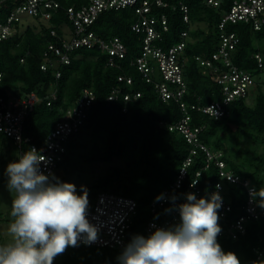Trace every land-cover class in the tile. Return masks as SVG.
<instances>
[{"label": "trees", "instance_id": "obj_1", "mask_svg": "<svg viewBox=\"0 0 264 264\" xmlns=\"http://www.w3.org/2000/svg\"><path fill=\"white\" fill-rule=\"evenodd\" d=\"M60 1L62 8L49 23L39 20V31L28 25L18 37L0 42V94L5 95L8 89L36 91L43 98L27 117L23 132L25 138L42 144L63 112L77 103L82 91L85 88L95 91L96 100L88 118L67 145L59 169L66 178L78 170L103 169L104 173L84 188L93 191L89 198L97 197L100 192H112L138 200V215L128 244L136 235L147 237L151 234L146 228L147 221H164L170 217L167 206L159 213L152 214L150 203L175 181L190 153L192 146L187 139L179 131L168 130V125L178 122L183 112L175 101L160 100L154 85L143 79L137 66L131 65L132 60L143 54L144 40L143 35L132 31V24L138 18L133 9L104 11L92 26L100 37H119L124 42L126 52L120 61V68L108 66L107 54L96 47L76 50L70 64L58 67L60 78L56 77L54 71L41 70L43 51L48 42L54 39L51 29L61 34L62 27L70 23L64 9L75 2L79 5L87 2ZM167 1L171 4L184 1L190 7V25L182 22L179 12L166 10L171 29L165 34L164 44L168 47L178 42L180 32L189 29L183 68L188 92L184 99L191 105L192 124L204 126L199 139L213 151L222 150L227 169L238 175L242 182L253 183L258 192L264 188V149L257 151L258 146L264 145V83L258 85L259 93L254 105H249L247 97L240 98L227 105L229 115L219 119L192 106H205L223 99L221 87L209 74L202 73L197 56H210L219 46L222 12L229 8L232 0H224L220 10L207 7L203 0ZM226 29L240 37L239 45L232 51L234 63L256 77L264 73V66L257 67L253 57L258 51L264 54V27L254 31L247 24L230 23ZM120 75L131 76L133 84L120 82ZM118 85L125 93L134 95L140 92L141 96L131 102L124 100V94L115 100H108L113 88ZM52 89L57 94L55 100L46 98ZM3 137L13 142V139L0 133V139ZM243 141L245 147L240 146ZM204 156L198 157L190 167L188 179H193L196 172L202 171L200 187L207 195L219 181V173L215 164L206 169ZM244 189L243 185L226 184L225 195L233 206L229 220L243 212L242 205L247 199ZM256 197L261 202V198ZM219 225L221 229H226V221L220 218ZM217 241L225 252L235 253L240 264H264V261L257 259L254 251L256 247L264 246V217L250 221L244 234L237 233L233 237L226 231L217 237ZM123 249L92 247L90 251L104 264H118L117 257Z\"/></svg>", "mask_w": 264, "mask_h": 264}, {"label": "built area", "instance_id": "obj_2", "mask_svg": "<svg viewBox=\"0 0 264 264\" xmlns=\"http://www.w3.org/2000/svg\"><path fill=\"white\" fill-rule=\"evenodd\" d=\"M203 3L207 7L220 10L224 0H203ZM228 7L222 12L219 23V46L210 56H197L202 73L209 74L221 87L223 99L205 106H192L215 119L229 115L227 105L248 97L250 89L256 84L254 74L234 63L232 51L239 45L240 37L236 32H229L226 26L230 23H244L251 26L254 31L262 30L264 27V0H232ZM61 8L60 0H0V42L21 35L23 31L20 24L24 16L49 23ZM123 8L135 11L138 18L132 24V31L144 37L143 54L132 60L131 65L137 66L143 79L154 85L160 100H173L180 106L183 117L178 122L168 125V130L179 131L192 146L175 181L163 189L159 200L157 197L150 203L152 214L159 213V210L167 206L171 212L170 217L164 221L153 219L147 221L148 232L152 233L156 228H170L178 224L180 217L176 205L185 202L187 193H195L199 199L209 198L213 192L218 191L223 198L219 218L227 224L226 229L222 228L219 235L226 231L233 237H236L237 233L244 234L250 221L264 217V207L255 196L256 187L251 182H242L238 175L229 171L223 160V151H213L211 147L200 141L199 136L204 126L192 124L191 105L184 99L188 92V82L183 69L189 29L180 32L178 42L168 47L164 44L165 34L171 29L167 9L179 12L182 22L190 25V7L184 1L171 4L167 0H87L80 5L75 2L64 9L70 23L62 27V33L59 34L56 29H51L54 39L48 42L43 51L41 70L54 71L56 77L60 78L61 72L58 71V67L70 64L72 54L76 50L96 47L107 54L108 66L120 68V61L126 52L124 42L119 37L104 39L95 33L92 26L102 12ZM253 57L257 61V67L263 68V52L258 51ZM21 61L23 62L24 59ZM119 81L128 85L133 84V78L129 75H120ZM53 89L48 92L47 99H57ZM122 94L126 102L141 96L140 92L134 95L130 92L125 93L122 86L118 85L113 88L108 100H115ZM42 100L43 98L36 91L22 92L8 89L5 95L0 94V133L13 139L19 156L35 148L41 155L47 157L46 163L40 166L41 170L54 177L59 170L60 162L64 160L67 145L87 120L96 100V93L91 88H85L77 103L63 112L44 142L36 144L25 138L23 132L27 117ZM202 154H205L203 160L206 162V169L215 164L219 173V181L207 195L200 187L199 177L202 171L196 172L193 179H188L190 167ZM227 182L243 185L247 192L246 202L242 205L243 212L239 217L230 220L233 206L225 195ZM193 183L195 187L191 186ZM138 210L139 202L133 197L112 192L98 193L88 206V220L98 228L97 239L90 244H85L81 240L78 244L96 248L123 249L128 242ZM254 251L257 259L264 261V246L256 247Z\"/></svg>", "mask_w": 264, "mask_h": 264}, {"label": "clouds", "instance_id": "obj_3", "mask_svg": "<svg viewBox=\"0 0 264 264\" xmlns=\"http://www.w3.org/2000/svg\"><path fill=\"white\" fill-rule=\"evenodd\" d=\"M46 161L31 148L7 165V187L15 198L11 242L0 245V264H53L69 246L97 239L98 228L88 220L87 190L82 187L78 195L75 184L45 174L40 166ZM255 194L264 207V188ZM222 204L218 191L199 199L187 193L185 202L176 205L180 222L156 228L147 237L134 236L117 257L118 264H240L217 241Z\"/></svg>", "mask_w": 264, "mask_h": 264}, {"label": "rangeland", "instance_id": "obj_4", "mask_svg": "<svg viewBox=\"0 0 264 264\" xmlns=\"http://www.w3.org/2000/svg\"><path fill=\"white\" fill-rule=\"evenodd\" d=\"M34 26L36 31L41 29V22L35 18L24 16L20 26L22 31L26 30L27 26ZM69 29V28H68ZM67 29V31H68ZM264 83V73L256 77V84L252 86L247 97V102L249 105H254L257 100L259 93L258 85ZM262 90L264 91V84L262 85ZM249 145L246 142V145ZM241 147H245L244 141L241 142ZM256 146V145H255ZM252 148V146H251ZM264 145L257 147V151L262 152ZM258 152V153H259ZM19 157V153L15 148L13 142L10 139L2 138L0 139V245L7 244L11 242V236L9 234V226L13 221L11 216L12 211V201L15 198V193L10 191L7 187L8 177L6 175V168L10 162L16 161ZM90 169V170H89ZM86 170H78L76 173L66 178V175L62 170H58L54 178H58L60 181L73 183L76 185L77 194H82L83 189L91 184L92 180L104 173L103 169L100 168H89ZM92 190H87L89 205L95 200V196L89 198L93 195ZM92 247L78 245L76 247L69 246L63 254L58 255L53 264H104L102 259L96 255L91 254Z\"/></svg>", "mask_w": 264, "mask_h": 264}, {"label": "water", "instance_id": "obj_5", "mask_svg": "<svg viewBox=\"0 0 264 264\" xmlns=\"http://www.w3.org/2000/svg\"><path fill=\"white\" fill-rule=\"evenodd\" d=\"M235 129V128H234Z\"/></svg>", "mask_w": 264, "mask_h": 264}]
</instances>
